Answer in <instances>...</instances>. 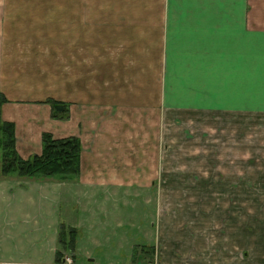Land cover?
<instances>
[{
    "label": "crops",
    "instance_id": "0c3cea01",
    "mask_svg": "<svg viewBox=\"0 0 264 264\" xmlns=\"http://www.w3.org/2000/svg\"><path fill=\"white\" fill-rule=\"evenodd\" d=\"M26 8L34 18L75 20V34L187 36L190 50L204 52L201 77L220 69L221 97L240 93L229 90L232 80L264 78V0H0V19ZM163 95L162 87L152 92L148 105L147 90L91 91L89 105L59 99L68 113L56 119L46 102L25 105L0 92V119L14 123L20 157L40 153L42 132L76 136L81 144L80 171L72 180L0 175V264H219L194 250L166 249L170 230L153 216L159 210L164 218L162 157L147 154L142 132L149 130L148 111L158 112L159 104L163 112ZM53 120L58 128L51 129ZM61 226L75 231V246L56 261Z\"/></svg>",
    "mask_w": 264,
    "mask_h": 264
},
{
    "label": "rangeland",
    "instance_id": "374dc122",
    "mask_svg": "<svg viewBox=\"0 0 264 264\" xmlns=\"http://www.w3.org/2000/svg\"><path fill=\"white\" fill-rule=\"evenodd\" d=\"M27 11L0 19V92L39 107L47 98L89 105L91 91L147 90L149 103L162 87L163 112L159 104L147 112L142 140L149 156L162 157L164 218L153 216L170 230L164 247L264 264V78L232 80L229 90L240 93L221 97L220 69L203 79L204 52L190 50L187 36L75 34V20Z\"/></svg>",
    "mask_w": 264,
    "mask_h": 264
},
{
    "label": "trees",
    "instance_id": "16d2710c",
    "mask_svg": "<svg viewBox=\"0 0 264 264\" xmlns=\"http://www.w3.org/2000/svg\"><path fill=\"white\" fill-rule=\"evenodd\" d=\"M44 102L50 105L53 118L61 119L67 115V103L55 98H47ZM15 142L14 123L0 119V175L17 174L59 180H72L79 175L81 144L78 137H55L50 132H42L40 153L26 159L17 153ZM58 245L60 248L55 253V260L61 261L62 250H74L75 231L61 226Z\"/></svg>",
    "mask_w": 264,
    "mask_h": 264
},
{
    "label": "built area",
    "instance_id": "2783aa9c",
    "mask_svg": "<svg viewBox=\"0 0 264 264\" xmlns=\"http://www.w3.org/2000/svg\"><path fill=\"white\" fill-rule=\"evenodd\" d=\"M67 261H68V262H70V260H69V259H67Z\"/></svg>",
    "mask_w": 264,
    "mask_h": 264
}]
</instances>
